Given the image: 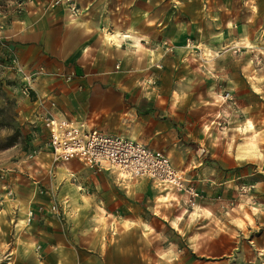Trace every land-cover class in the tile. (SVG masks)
Here are the masks:
<instances>
[{"label":"rangeland","instance_id":"rangeland-1","mask_svg":"<svg viewBox=\"0 0 264 264\" xmlns=\"http://www.w3.org/2000/svg\"><path fill=\"white\" fill-rule=\"evenodd\" d=\"M55 1L37 6L66 12ZM22 2L0 0V195L9 200L19 183L34 186L43 200L29 210L34 217L59 220L62 234L56 233L53 246L43 247L15 241L14 234L21 233L9 223L0 228L8 238L1 243L0 264H264V199L259 198L264 194L248 192L241 202L237 194L231 209L225 213L220 207L214 216L186 201L180 208L179 193L151 191L138 185L139 180L121 183L109 171L85 168L76 180L63 178L59 163L46 157L48 130L43 122L49 114L82 118L97 129L134 137L143 132L144 110L135 112L132 106L148 98L155 120H172L187 138L186 145L193 140L216 149L225 145L233 162L254 164L259 172L255 183L261 186L264 0H110L106 11L100 8L94 18L123 23L129 34H143L145 41L141 50L129 47L123 53V45L112 40L121 56L113 68L118 77L103 89L112 87L118 94V107L102 113L94 112L95 103L93 108L91 98L78 89L72 96L62 92L78 84L73 81L77 72L83 73L78 64H56L53 71L45 70L42 62L30 70L19 64L4 31L24 8L31 9ZM111 28L103 32L107 40ZM237 36L243 37L241 43ZM36 79L40 91L32 95L29 86ZM243 151L256 157L241 159ZM76 186L85 198L72 192ZM198 192L201 197L195 202L205 197ZM214 193L215 204L221 203V194Z\"/></svg>","mask_w":264,"mask_h":264},{"label":"crops","instance_id":"crops-1","mask_svg":"<svg viewBox=\"0 0 264 264\" xmlns=\"http://www.w3.org/2000/svg\"><path fill=\"white\" fill-rule=\"evenodd\" d=\"M46 2L47 0H44L34 4V0H23L22 3L27 6L29 5L31 9L25 10L24 8L25 11L23 10L19 13L12 21L10 29L4 31V37L13 42L10 47L14 48L15 55L20 62L19 64L23 68L25 67L30 70L39 66L42 62L45 70L48 71L55 70L56 64L60 67L74 63L78 64L83 69V73L77 72L73 79L75 84H78L71 86L70 90L64 89L62 91L64 92L63 94L72 96L78 89L80 91L78 94H87L91 98L93 108L95 103L96 109L94 112L116 111L118 107V94L112 90V87L103 89V86L118 77L113 68L121 57L120 52L124 53V49L126 50L129 47L135 48L137 51L141 50L142 44L145 41L144 35L134 36V33L131 34L132 32L129 34L130 28L124 26L123 23L122 25H117L113 22L104 23L103 19L94 18L97 11L101 12L100 8L106 11L105 6L110 0H76L79 13L75 16H70L64 7L63 9L66 12L62 11L59 7L46 10L41 6H37L40 4L44 5ZM120 7L118 6L116 9L119 10ZM109 27H112L109 29L112 32L109 35L111 40H107L103 33ZM117 34L120 36L114 37ZM236 38L237 42L241 43L243 37L237 36ZM135 39L138 40L137 44L135 43ZM112 40L117 44L123 45L120 52L117 48H113L114 42ZM49 56L52 57L48 58ZM125 64H128V62H125ZM127 77L130 76L128 75ZM29 89H31L32 95H38L37 93L40 91V88L37 79L29 86ZM48 90L51 91L50 89ZM67 91H70V93H67ZM132 109L135 112L144 110V113L140 116L144 123L142 133H138L132 137L98 130L110 135H117L144 143L150 148L166 154L173 166L180 170L186 178H189L195 188L205 195V197H202V201L194 202L193 206H196L199 210L208 211L215 216L220 207L225 213L231 209L232 198L237 194L240 202L243 201L242 198L248 196V192L257 193V197L260 196L258 194H264V181H262L261 186L256 185L255 181L259 176V172L258 169L256 170V167H253L254 164H251L252 162H233L235 158H231L226 154L225 145L222 146V149H216L208 144L204 147L196 140L192 141L194 144L186 145L184 141L187 138H182V134L178 133V129L172 120L167 119L162 120V122L155 120V114L151 110V106L149 107L148 98L139 99L138 102L134 103ZM68 119L83 121L82 118ZM83 122L97 128L90 120H84ZM249 126L251 127L250 124ZM46 148V157H51L49 155V148L47 147V140ZM240 156L241 159L256 157V153L248 156L243 151V154ZM215 158L216 161L214 160ZM57 166L65 174L63 178L69 177L71 179V177L75 178L76 176L75 180L81 177L82 171L86 168L75 160L65 164L59 163ZM78 166H82V170ZM247 167L253 169L247 171ZM83 173L86 172L83 171ZM137 183L138 185L142 184L144 187L146 186L151 191L153 190L150 181L147 179H140ZM69 186L71 187V185ZM24 187L28 186L19 183L14 196L10 197L9 200H4V198H1L4 195H0V228L4 230L3 228L9 225V223H13L15 225L14 230L21 233L19 237H17L18 233L14 234L13 238L15 241L21 238L22 241L29 244L38 242V244L44 245L43 247L53 246V243L50 241L57 238L55 236L56 233L62 234V232L58 231L61 222L52 216L45 215L43 218L34 217L30 224H27L26 213L29 210L28 206L40 204L43 197L36 196L34 186L26 189ZM235 188L237 189V193L234 192ZM25 190L27 192L22 194ZM72 192L78 198H85L80 192L79 186L73 187ZM214 192L221 194L219 199L222 201L221 203L215 204L216 201L214 202L213 199L215 196ZM65 197V199L69 200L71 198H68L67 195ZM181 198L180 201L176 198V205L180 208L185 206V201H187L186 197L182 196ZM259 198L264 199V197ZM69 200L67 201L69 202ZM194 215L196 216V213ZM119 219L122 222L125 220L121 217ZM1 229L0 248L2 241L5 240V236L1 235L3 234ZM63 234H67L65 230ZM5 241H8V238ZM62 241L64 247L66 245L65 236L62 238ZM80 249L88 253L89 256H93L94 254L93 250L87 246H83Z\"/></svg>","mask_w":264,"mask_h":264},{"label":"built area","instance_id":"built-area-1","mask_svg":"<svg viewBox=\"0 0 264 264\" xmlns=\"http://www.w3.org/2000/svg\"><path fill=\"white\" fill-rule=\"evenodd\" d=\"M54 4L64 7L70 16L79 13L76 0H56ZM24 90V93L27 92V88ZM43 122L48 130L47 147L53 162L65 164L75 160L94 171H109L121 183L147 179L153 188L161 192L174 191L186 197L190 206L201 197L191 180L176 169L161 151L64 116L49 114ZM50 210L55 215L59 214L55 207ZM33 219V210H28L26 223L30 224Z\"/></svg>","mask_w":264,"mask_h":264},{"label":"bare ground","instance_id":"bare-ground-1","mask_svg":"<svg viewBox=\"0 0 264 264\" xmlns=\"http://www.w3.org/2000/svg\"><path fill=\"white\" fill-rule=\"evenodd\" d=\"M118 36H120V35H115L114 37H118Z\"/></svg>","mask_w":264,"mask_h":264}]
</instances>
